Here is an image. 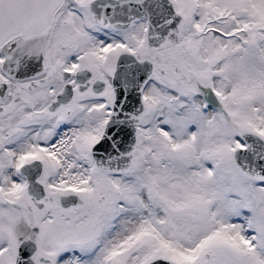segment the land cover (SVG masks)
Returning <instances> with one entry per match:
<instances>
[{"label": "snow or ice", "instance_id": "1", "mask_svg": "<svg viewBox=\"0 0 264 264\" xmlns=\"http://www.w3.org/2000/svg\"><path fill=\"white\" fill-rule=\"evenodd\" d=\"M0 264H264V0H0Z\"/></svg>", "mask_w": 264, "mask_h": 264}]
</instances>
